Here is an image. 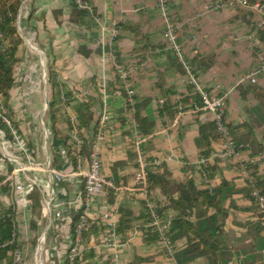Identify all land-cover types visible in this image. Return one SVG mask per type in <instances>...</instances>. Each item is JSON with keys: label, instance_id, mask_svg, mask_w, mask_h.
<instances>
[{"label": "crops", "instance_id": "obj_1", "mask_svg": "<svg viewBox=\"0 0 264 264\" xmlns=\"http://www.w3.org/2000/svg\"><path fill=\"white\" fill-rule=\"evenodd\" d=\"M200 3L201 0H171L169 12L178 24L179 41L188 59L196 54H215L218 58V64L200 77L203 85L212 89L213 93L220 90L230 95L231 89H236L243 78L241 75L239 79L240 70L237 67L244 65V74L254 68L257 57L254 58L253 53L244 46L242 26L245 23L237 16L229 19L234 12L223 11L199 16L203 11ZM90 4L96 15L102 19V25L96 23L89 14L90 17L83 18L74 16L71 0L22 1L18 22L20 29L17 25L23 39L17 51L21 62L15 68L16 82L10 93V105L21 131L19 134L27 142L34 160L41 164L50 161L54 168L66 173H72L76 168V158L71 157L75 152L70 139H60L48 128L47 111L52 100L48 69L52 66L65 92L72 93L80 100L91 99L95 103L92 127L88 132H83L89 142L95 133L92 129H96L104 110L110 113L102 151L103 172L113 180L116 187L134 186L138 168L131 129L132 122H136L134 110L126 109L127 101L120 93L109 91V83L117 75L115 63L120 60L129 69L136 95L141 102L151 101L142 109L140 115L144 121L156 123L153 133L145 136L147 141L143 146L147 156L171 172L173 183L185 184L194 180L201 188H211L225 181L226 188L234 191L223 195L228 218L222 242L225 256H232L229 262L223 263L264 264V241L259 242L255 239L257 236H254L255 228L261 224L252 210V201L241 193L246 181L239 174L240 164L252 160L259 164L264 175V151L252 157L251 147L248 145L239 159H221L218 157L223 149V142L220 140L213 145V154L205 158L200 155L197 139L199 123L209 118L203 114L198 115L193 110L178 113L174 120H170L167 112L161 114V97L172 90L176 93L173 96L176 101L186 92L189 83L186 76L170 66L168 55L160 49L164 40V22L155 0H91ZM190 20L193 22L192 26L191 23L188 24ZM121 23L139 24L143 33L148 36V41L136 39L129 33L121 34L120 31L113 38L112 29ZM228 40L234 46L220 52L221 43L227 47ZM194 41L199 42L198 47ZM222 54L227 58L225 65L220 68ZM103 82L107 83L106 91L102 90ZM258 84L262 85L261 81ZM230 101L231 98H228V121L236 124L249 121L247 108L245 107L247 118H239ZM72 118H75L73 111L66 108L61 119V136L71 135L66 121ZM123 118L125 123H122ZM263 127L257 128L254 135L264 147V132L259 131ZM84 147L83 155H88L89 152H85ZM15 149L12 140H7L0 132V151L3 157L15 155ZM132 154H135V159L131 158ZM57 156L62 159L55 166ZM202 158L206 159L204 164H200ZM121 162L124 164L117 166ZM210 164H216L213 172L209 177L205 172L202 175L201 166ZM30 175L38 182L37 187L42 195V216L37 219L39 231L45 224L43 231L47 230L50 234L47 236V251L42 264H64L73 244V220L78 210L84 206L81 199L84 181L80 177L71 176L53 186L43 172H31ZM4 187L7 192L3 190ZM151 192L155 200L173 216V210L162 191L153 189ZM51 199L53 203L46 212L44 207ZM144 200L145 196L139 193L106 188L101 196L92 201L91 210L95 223L89 240L81 245L82 250L94 251L95 257L91 264H175L174 257L167 255L159 241L151 244L144 241ZM31 206L28 195L14 194L10 187L0 183V208L15 209L14 232L20 242L15 264H27L25 250L32 247L25 238H36L39 232L31 228ZM103 210L114 213L118 224L122 215L124 220L130 221L124 238L118 237L119 247L116 249L109 248L104 243L107 226L102 219ZM57 214L61 216L58 217ZM262 236L264 231L260 237ZM185 244L186 239L179 241L178 249ZM191 264L212 263L208 257L201 256Z\"/></svg>", "mask_w": 264, "mask_h": 264}, {"label": "trees", "instance_id": "obj_2", "mask_svg": "<svg viewBox=\"0 0 264 264\" xmlns=\"http://www.w3.org/2000/svg\"><path fill=\"white\" fill-rule=\"evenodd\" d=\"M23 0H0V132H2L5 138L9 141L12 140V129L21 132L18 127V122L15 120V113L11 108V90L15 86V68L21 62L17 57V51L23 43V39L19 35L17 28L19 11ZM91 2V0H87ZM214 2L215 0H209ZM261 5H264V0H260ZM74 5V4H73ZM237 18L240 19V15L247 16V12L240 8H236ZM74 16L76 17H90L84 10H79L75 6L73 7ZM245 12V13H244ZM250 13H248L249 15ZM244 23L248 26L252 22L244 19ZM117 28L120 33L132 34L136 39H142L148 41V36L143 33L142 28L139 24L121 23L117 24ZM259 43L261 48L252 49L253 57H258L260 53L264 52V28L257 31ZM161 50L168 55L170 60V66L174 67L182 75L187 77V71L182 62L169 50L166 49L165 45L160 46ZM187 58V57H186ZM187 61L192 69V72L196 77L200 78L203 74L210 72L217 64L218 58L215 54L209 56H203L196 54L193 58H187ZM118 62H121L118 60ZM48 82L51 85L52 100L48 106V117L49 124L48 128L54 135L60 139L68 141L71 139V135L61 136V119L64 115L65 109L73 111L74 120L73 123L70 119L66 121L69 132L77 130L80 136L83 137L85 143V152L90 150V142L86 139L83 132H88L94 122V107L95 103L93 100H80L76 98L72 93L64 91V87L58 82L57 72L54 67L49 66L48 69ZM108 88V87H107ZM109 91L120 93L125 99L127 95L123 89L122 84L118 76L116 75L115 80L109 83ZM207 91L214 94L212 89ZM237 91L243 102L248 103L247 113L249 114L250 120L242 123H233L228 121V127L231 131L233 139L237 145L238 150L245 151L247 147H251V156L256 157L264 151V147L257 140L254 132L257 128L264 126V85L251 84L248 81L237 86ZM64 94L68 101L62 104L61 96ZM176 93L169 91L166 96L161 97L163 102L159 104V111L161 114L164 112L168 113L170 120H174L178 113L183 111L193 110L196 114L200 115L202 112L196 111V107L201 106L200 94L196 91V88L189 84L185 93L181 94V97L176 101L173 99ZM151 103L150 100L141 102L139 97L136 95V103L131 105L127 102L126 109L134 110V118L138 124L139 133L142 136H148L153 133L156 123L146 122L141 119V111L144 107ZM228 106V103H227ZM125 109H123L124 111ZM122 112V111H121ZM3 118L10 120L11 127H9ZM126 120L122 119V123ZM97 133L96 129H92V132ZM199 138L197 139V146L200 150V155L209 158L213 152V145L219 143L221 136L217 130L216 124L213 120L207 119L199 123ZM72 145V144H71ZM73 146V145H72ZM71 147V146H70ZM71 152V151H70ZM73 153V152H72ZM75 159V155L72 154ZM56 156V154H55ZM132 159H135V154L131 155ZM150 161L155 160L152 157H148ZM62 158L57 156L54 165L57 166ZM0 164H4L3 174L0 175V183L5 178V174L10 173L13 170L11 165L3 157L0 151ZM124 163H119L122 165ZM246 166V170L249 175L253 178V182L246 180V186L241 190V193L252 201V210L255 216L259 219L260 226L255 228V235L257 241L263 242L264 236L260 237L262 231H264V223L262 222L259 214L258 206L255 199L252 197V184L258 192L264 196V175L260 171V166L257 162L247 161L240 164ZM216 165V164H215ZM215 165H203L201 166V174L204 172H213ZM212 175V174H211ZM171 172L162 164L155 166L152 165L148 171V182L149 188L160 189L169 204L170 209L173 210V221L169 231L171 243L174 245L175 253L174 259L175 264H191L196 258L201 256L208 257L212 264H222L224 261L229 262L232 256L226 257L224 254L223 238L224 227L226 219L228 218V210L224 205V193H233L234 190H228L227 184L223 181L219 186L211 188H201L194 180H189L185 184L173 183L171 180ZM3 190L7 192V188ZM28 199L31 203V211L33 218L31 221L32 230L38 232L39 227L37 219H41L42 216V195L37 186H34L28 193ZM155 199V198H154ZM156 202L161 207L162 213H167L166 208L162 207V204L157 200ZM144 207L146 214L142 217H146L144 221V241L147 244L156 243L159 241L157 233L149 225V214L146 209V202L144 200ZM73 225H72V237L73 244L67 253L64 264H91V260L95 257L94 251H85L80 255L76 256L74 260L70 259L71 250L76 243V228L82 214V209L78 210ZM12 212L10 207L0 208V264H15L16 257L19 251V238L15 235L14 238V222L9 219L7 215ZM169 214V213H168ZM129 220L125 219L122 215L119 224L117 223L116 233L118 237L124 238L126 228H128ZM127 224V225H126ZM94 226V225H93ZM93 226L91 228H93ZM16 227V225H15ZM89 228L82 235L81 245H85L89 240L90 231ZM16 234V233H15ZM259 236V238H258ZM37 238L34 239L33 245L37 244ZM186 239L184 247L178 249L177 243ZM80 245V246H81ZM82 245V246H83ZM224 264V263H223Z\"/></svg>", "mask_w": 264, "mask_h": 264}, {"label": "built area", "instance_id": "obj_3", "mask_svg": "<svg viewBox=\"0 0 264 264\" xmlns=\"http://www.w3.org/2000/svg\"><path fill=\"white\" fill-rule=\"evenodd\" d=\"M76 8L79 10L86 11L91 18L98 24L102 25V19L96 15L93 6L87 0H71ZM253 1V0H251ZM250 0H215L206 5V8L210 11H221L227 6L230 8H248L251 6ZM171 0H156L157 8L160 12V15L164 22V33L166 38V43L164 44L166 49L171 51L184 65L187 71L188 83L192 84L196 91L200 94L201 97V106L196 107V111L202 112V114L209 119L213 120L216 124L217 130L221 136L223 142V149L218 155L221 159H239L241 157L242 151L238 150L237 145L233 139L231 131L228 127V95L227 93H214L211 94L207 91V87L203 85L200 78L196 77L192 72V69L187 61L186 55L183 52V46L179 41V32L176 27V24L173 21V18L170 16L169 7ZM209 3V0L207 1ZM261 6V18L254 22L253 27L255 32H252L248 36V39L253 40L256 37V32L259 29L264 28V9L261 3H256L253 8H260ZM21 14H19L18 22L20 20ZM18 25V24H17ZM112 37L116 38L119 35V29L114 27L112 29ZM250 32V33H251ZM252 47V46H251ZM253 49V48H252ZM256 66L245 76L244 79L240 80L239 84L244 81H248L251 84H258L259 78L264 76V53H260L257 57ZM116 74L120 80V83L123 86V89L127 95L126 101L131 105L136 103V91L134 83L131 79V74L127 66L122 62L115 63ZM102 90H107V83L103 82L101 84ZM61 101L65 103L68 101L67 97L62 94ZM2 109V107L0 106ZM110 120V113L104 110L97 124V133L92 137L90 142V151L88 155H83V147L85 145L83 138L80 136V133L75 129L71 132V144L74 147L75 158H76V168L72 173H66L62 170L54 168L50 161L41 164L34 160L33 154L30 151L27 142L19 134V132L12 129V142L15 145V150L17 153L15 155L5 156L4 158L11 165H13V170L10 173L5 174V178L2 180L1 185L10 187L14 194H26L34 186H38V182L34 177L30 175L31 172H43L46 174L47 178L50 181V184H59L63 180L71 176H77L83 179L84 181V191L81 194V199L84 204L82 208V214L80 216L77 228H76V243L71 250L70 259L80 255L84 250L81 249V240L82 235L85 231L91 228L94 223V217L92 215L91 204L92 201L101 196L104 193L106 188H111L114 190H127L133 193H139L145 196L146 209L149 214V225L157 233L159 242L163 245L164 250L166 251L169 257L174 256L175 248L171 243L169 231L172 226L173 216L168 213H162L161 207L158 205L154 197L152 196L151 189L149 188L148 182V171L150 166H158L157 161H150L145 150L144 143L147 141V137L142 136L138 130V124L132 122L131 129L134 136V151L137 156L138 168L135 175V183L131 188L128 187H116L112 179L107 177L103 172V162H102V151L105 139L108 132V124ZM3 121L11 127L10 120L3 118ZM74 123V118L71 119ZM206 162L205 158H202L200 164ZM255 162V161H253ZM4 169V164H0V175ZM239 174L242 175L246 180L253 182V178L249 175L246 170L245 165L240 166ZM39 187V186H38ZM252 197L255 199V202L259 209V214L262 222L264 223V196L261 195L258 190L255 188V185L252 184ZM54 194V192L52 193ZM53 203V199L46 202L44 211L47 212ZM61 216V214H57ZM7 217L14 222V231H15V209H12V212L7 215ZM114 218V219H113ZM102 219L106 222V231L107 235L105 238V245L109 248H118L119 241L116 233L117 222L114 213H110L108 210H103ZM46 232V231H45ZM47 233V232H46ZM43 241L45 240V235ZM15 238V232H14Z\"/></svg>", "mask_w": 264, "mask_h": 264}, {"label": "rangeland", "instance_id": "obj_4", "mask_svg": "<svg viewBox=\"0 0 264 264\" xmlns=\"http://www.w3.org/2000/svg\"><path fill=\"white\" fill-rule=\"evenodd\" d=\"M156 1V0H155ZM192 1V0H191ZM208 0H204V1H202L201 0V3H200V8H202V12L200 13V14H198L199 16H203V15H206V14H209V15H211L212 13L213 14H215V13H220V12H223V11H225V12H230V11H232V12H234L233 14H232V17H229V19L230 18H233V17H236L237 16V7L236 8H230V6H227L226 8H224L223 10H221V11H210L209 9H207L206 8V5L207 4H210V1H209V3L207 2ZM251 1V0H250ZM261 3V1L260 0H253V1H251V6H255V4L256 3ZM251 6H249L248 8H241V7H238V8H240V9H242V10H244L245 12H247V16H244V14L243 15H240L241 17H240V19L244 22V19H246V20H248V21H250V22H252V24L250 25V26H248V27H246V25L245 24H243V28H242V31H243V33H244V46H245V48H246V50H249V51H251L252 53H253V51L254 50H252V48H254V49H258V48H261L262 46H261V44L259 43V39H258V35H257V32H256V37H254V39L253 40H250V39H248V36L249 35H251L252 34V32H255L256 30H255V28L253 27V24H254V22H256V20H259L260 18H261V6H260V8H253V7H251ZM264 6V5H263ZM262 6V7H263ZM263 9H264V7H263ZM159 11V10H158ZM244 12V13H245ZM211 13V14H210ZM248 13H250L249 15H248ZM208 15V16H209ZM161 16V15H160ZM170 16L173 18V21H174V23L176 24V27H177V29H178V24H177V22H176V20H174L175 18L173 17V14L172 13H170ZM162 18V17H161ZM190 19V18H189ZM199 20H201V19H199ZM242 22V23H243ZM191 23V26H192V24H193V22L190 20V21H188V24H190ZM19 24L20 23H18V28L20 29V27H19ZM188 26H190V25H188ZM251 30H252V32H251ZM20 33H21V31L20 30H18ZM164 26H163V35H164V40H163V45L166 43V38H165V34H164ZM178 32H179V30H178ZM251 32V33H250ZM249 34V35H248ZM224 41V40H223ZM195 42V41H194ZM195 46H199V42L198 41H196L195 43ZM232 46H234V44H232V43H230V41L228 40V43H227V47L226 46H224L222 43H221V47H220V52H222V50L223 49H230V48H232ZM252 46V47H251ZM224 51V50H223ZM183 52L185 53V51H184V48H183ZM262 53H264V52H262ZM224 54V53H223ZM222 54V55H223ZM226 55H223V56H221V61H220V68L223 66V64L225 65V63H224V61L226 60ZM256 66V65H255ZM254 66V67H255ZM233 68V67H232ZM244 68H246L244 65H239L238 67H237V70H240L239 71V79H240V77H241V75H243V78L242 79H244L245 78V76L252 70H247L246 72H244V74H243V71H244ZM259 81H261V84L262 85H264V76H262V77H260L259 78ZM233 87H234V85H233ZM232 90H233V92H232ZM220 91V90H219ZM228 98H231V101H230V103L232 104V109H234L235 110V113H236V115L239 117V118H247V114H245L246 113V110H245V107H247V105H248V103H246V102H243L242 100H241V98H240V96H239V93H238V91H237V88L235 89V87H234V89L232 88L231 89V94L230 95H228ZM47 113H48V111H47ZM260 132H264V127H263V129L261 128V130H259ZM258 131V132H259ZM45 224L43 225V228H45ZM43 228L38 232V235H37V244L36 245H34V248H33V242H34V239L35 238H33V236L32 237H27V238H25L26 240H28V242H29V245H31V247L32 248H28V249H26L25 250V255L27 256L26 257V259H27V261H26V263L27 264H32V262H33V260H34V264H36V260H38V264H42V259L44 258L43 256H44V254H46V251H47V243L48 242H46L47 240H48V232H47V230H46V232L45 231H43ZM44 233H46V235H45V240L43 241V237H44ZM49 236H50V234H49ZM45 242H46V244H45Z\"/></svg>", "mask_w": 264, "mask_h": 264}]
</instances>
